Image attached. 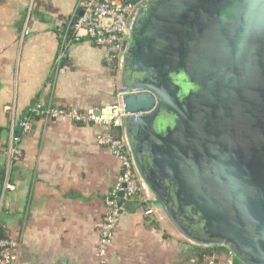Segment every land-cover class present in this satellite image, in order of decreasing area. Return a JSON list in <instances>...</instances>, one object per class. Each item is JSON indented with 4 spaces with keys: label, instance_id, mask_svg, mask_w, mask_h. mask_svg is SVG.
Returning <instances> with one entry per match:
<instances>
[{
    "label": "water",
    "instance_id": "obj_1",
    "mask_svg": "<svg viewBox=\"0 0 264 264\" xmlns=\"http://www.w3.org/2000/svg\"><path fill=\"white\" fill-rule=\"evenodd\" d=\"M130 31L125 149L156 214L264 264V0H152Z\"/></svg>",
    "mask_w": 264,
    "mask_h": 264
},
{
    "label": "crops",
    "instance_id": "obj_2",
    "mask_svg": "<svg viewBox=\"0 0 264 264\" xmlns=\"http://www.w3.org/2000/svg\"><path fill=\"white\" fill-rule=\"evenodd\" d=\"M78 2L36 0L31 34L20 45L25 0H0V170H6L13 120L22 153L9 175L14 189L0 203V226L22 240L26 264H197L195 245L184 243L161 214L146 215L145 191L132 201L120 199L115 241L104 261L96 258V224L120 175L116 158L97 144L100 130L39 117L29 132L20 128L38 103L102 107L121 92V70L108 65L105 50L73 41L70 24ZM14 98L15 118L5 110ZM116 134L125 137V129Z\"/></svg>",
    "mask_w": 264,
    "mask_h": 264
},
{
    "label": "built area",
    "instance_id": "obj_3",
    "mask_svg": "<svg viewBox=\"0 0 264 264\" xmlns=\"http://www.w3.org/2000/svg\"><path fill=\"white\" fill-rule=\"evenodd\" d=\"M152 0H138L125 2L123 0H79L76 6V16L70 24L73 41L88 40L106 52V61L113 69H121V59L125 46L131 39V19L136 9L145 6ZM26 10L19 38L20 45L31 34V23L34 16L36 0H25ZM58 59V63L60 62ZM122 91L113 104L86 109L55 107L52 105L36 104L32 106L23 120L19 123L23 133L29 132L33 119L41 118L45 122L67 120L79 126H93L100 130L96 137L97 144L107 148L120 165V175L115 184L105 196V214L96 224L99 240L95 249V256L104 261L112 247L116 230L122 215L120 194L124 193L125 200L137 199L144 188L135 169L134 162L125 149L124 136L117 135V131L124 128L125 113L122 101ZM5 110L16 117L17 103L13 102ZM16 122L11 125V142L6 149L8 162L5 170L4 183L1 185L0 203L7 190L14 187L9 183V175L14 162L22 157L17 147L19 137L15 133ZM147 197V196H146ZM146 201V215H156L153 202L148 197ZM1 205V204H0ZM1 210V208H0ZM22 240L14 237L0 238V264H26L21 260Z\"/></svg>",
    "mask_w": 264,
    "mask_h": 264
},
{
    "label": "trees",
    "instance_id": "obj_4",
    "mask_svg": "<svg viewBox=\"0 0 264 264\" xmlns=\"http://www.w3.org/2000/svg\"><path fill=\"white\" fill-rule=\"evenodd\" d=\"M117 133H122V129L117 131ZM119 136H122L121 134H119ZM4 176H5V170H0V185L3 184V181H4ZM5 237H8L7 235H5L2 227L0 226V238H5ZM195 252H197L199 249L198 247L196 246L194 248ZM219 252H227V253H230L228 249L226 248H223V247H220L218 248L217 251H214L213 248H208V249H202L199 256H198V261H196L197 264H205L206 262V258L207 257H212L214 256L215 253H219ZM196 257V256H195ZM197 258V257H196ZM233 264H241L237 259H235L233 257Z\"/></svg>",
    "mask_w": 264,
    "mask_h": 264
},
{
    "label": "rangeland",
    "instance_id": "obj_5",
    "mask_svg": "<svg viewBox=\"0 0 264 264\" xmlns=\"http://www.w3.org/2000/svg\"><path fill=\"white\" fill-rule=\"evenodd\" d=\"M169 227L172 231L176 233L180 237V239H183L184 243H187V241L168 223ZM212 247H207L203 249H208ZM233 264V256L230 253L227 252H219L215 253L212 257H207L205 264ZM186 264H191L189 261Z\"/></svg>",
    "mask_w": 264,
    "mask_h": 264
},
{
    "label": "flooded vegetation",
    "instance_id": "obj_6",
    "mask_svg": "<svg viewBox=\"0 0 264 264\" xmlns=\"http://www.w3.org/2000/svg\"><path fill=\"white\" fill-rule=\"evenodd\" d=\"M198 247V246H197ZM204 248H207V247H204ZM213 249H214V251H217L218 250V248H220V247H217L216 248V250H215V247H212ZM198 249L200 250V252H201V250L203 249V247L201 246V247H198Z\"/></svg>",
    "mask_w": 264,
    "mask_h": 264
}]
</instances>
